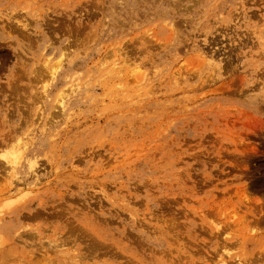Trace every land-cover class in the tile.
Here are the masks:
<instances>
[{
	"label": "rangeland",
	"instance_id": "rangeland-1",
	"mask_svg": "<svg viewBox=\"0 0 264 264\" xmlns=\"http://www.w3.org/2000/svg\"><path fill=\"white\" fill-rule=\"evenodd\" d=\"M0 264H264V0H0Z\"/></svg>",
	"mask_w": 264,
	"mask_h": 264
},
{
	"label": "bare ground",
	"instance_id": "bare-ground-1",
	"mask_svg": "<svg viewBox=\"0 0 264 264\" xmlns=\"http://www.w3.org/2000/svg\"><path fill=\"white\" fill-rule=\"evenodd\" d=\"M136 74L134 73V76H135Z\"/></svg>",
	"mask_w": 264,
	"mask_h": 264
}]
</instances>
